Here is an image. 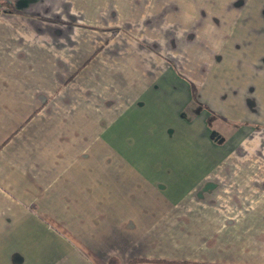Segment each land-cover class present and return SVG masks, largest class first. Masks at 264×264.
<instances>
[{
    "label": "crops",
    "instance_id": "obj_1",
    "mask_svg": "<svg viewBox=\"0 0 264 264\" xmlns=\"http://www.w3.org/2000/svg\"><path fill=\"white\" fill-rule=\"evenodd\" d=\"M0 264H264V0H0Z\"/></svg>",
    "mask_w": 264,
    "mask_h": 264
},
{
    "label": "trees",
    "instance_id": "obj_2",
    "mask_svg": "<svg viewBox=\"0 0 264 264\" xmlns=\"http://www.w3.org/2000/svg\"><path fill=\"white\" fill-rule=\"evenodd\" d=\"M3 4H5V6L2 7V9H0V10H2V11H11V10H13V8H14V5H12V3H5V2H2L1 5H3Z\"/></svg>",
    "mask_w": 264,
    "mask_h": 264
}]
</instances>
